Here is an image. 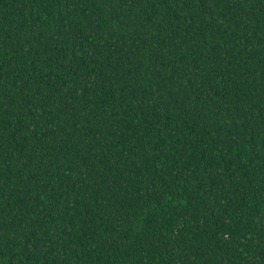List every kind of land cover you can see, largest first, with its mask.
Segmentation results:
<instances>
[{
	"label": "trees",
	"instance_id": "trees-1",
	"mask_svg": "<svg viewBox=\"0 0 264 264\" xmlns=\"http://www.w3.org/2000/svg\"><path fill=\"white\" fill-rule=\"evenodd\" d=\"M0 264H264V0H0Z\"/></svg>",
	"mask_w": 264,
	"mask_h": 264
}]
</instances>
